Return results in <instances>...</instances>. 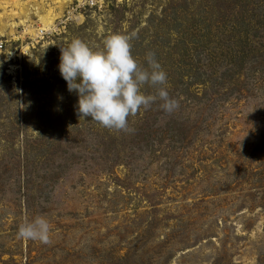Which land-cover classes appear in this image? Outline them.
<instances>
[{"label":"rangeland","instance_id":"obj_1","mask_svg":"<svg viewBox=\"0 0 264 264\" xmlns=\"http://www.w3.org/2000/svg\"><path fill=\"white\" fill-rule=\"evenodd\" d=\"M86 1L0 0V264H264V0ZM114 33L180 104L132 134L80 118L59 71ZM36 216L49 245L17 239Z\"/></svg>","mask_w":264,"mask_h":264},{"label":"clouds","instance_id":"obj_2","mask_svg":"<svg viewBox=\"0 0 264 264\" xmlns=\"http://www.w3.org/2000/svg\"><path fill=\"white\" fill-rule=\"evenodd\" d=\"M135 34L114 33L108 36L101 50H94L79 38L60 47L59 71L68 91L78 95L77 114L112 131L132 134L129 117L141 109H159L171 115L179 101L170 96L168 77L156 54L148 51L146 65L132 53ZM152 89L147 93L145 89ZM49 221L43 216L25 219L17 231V239L51 244Z\"/></svg>","mask_w":264,"mask_h":264},{"label":"built area","instance_id":"obj_3","mask_svg":"<svg viewBox=\"0 0 264 264\" xmlns=\"http://www.w3.org/2000/svg\"><path fill=\"white\" fill-rule=\"evenodd\" d=\"M92 3H93V0H87V1H86V5H92ZM77 6H80V5L78 4ZM27 29H29V27H28ZM31 29H32V28L29 29V32L32 33V35L29 34V32L27 33V35H30V36H32L33 38H34L35 36L37 37V34H38V35H41V36H39V37H43L44 34H45V32H46V29H45L44 25H42V26H38V27H37L36 29H34V30L32 29V30H33L32 32H31ZM35 30H36V33H34ZM0 46H2V42L0 43Z\"/></svg>","mask_w":264,"mask_h":264},{"label":"bare ground","instance_id":"obj_4","mask_svg":"<svg viewBox=\"0 0 264 264\" xmlns=\"http://www.w3.org/2000/svg\"><path fill=\"white\" fill-rule=\"evenodd\" d=\"M57 2H60V3H64L65 1L67 0H56ZM17 2V1H16ZM26 2V1H25ZM25 2H22L24 4H27ZM66 3V2H65ZM17 4V3H16ZM18 4H21L20 2ZM5 6V5H4ZM21 6V5H20ZM24 12V11H23ZM51 14V15H50ZM55 16L52 15V12L49 10L48 14L44 15V17H41L40 20L43 22V25L44 26H47L48 24H50L52 22V19L54 18ZM80 18V17H79Z\"/></svg>","mask_w":264,"mask_h":264}]
</instances>
